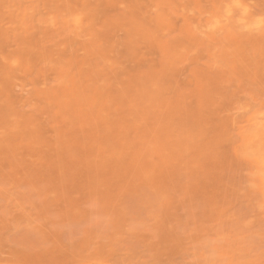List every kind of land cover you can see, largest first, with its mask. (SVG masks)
<instances>
[{"label": "rangeland", "instance_id": "1", "mask_svg": "<svg viewBox=\"0 0 264 264\" xmlns=\"http://www.w3.org/2000/svg\"><path fill=\"white\" fill-rule=\"evenodd\" d=\"M0 264H264V0H0Z\"/></svg>", "mask_w": 264, "mask_h": 264}]
</instances>
